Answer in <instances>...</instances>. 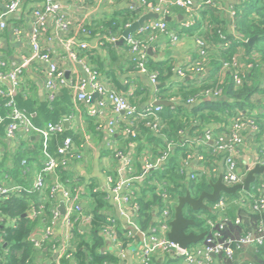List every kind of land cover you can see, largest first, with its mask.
I'll return each instance as SVG.
<instances>
[{
    "label": "crops",
    "instance_id": "0c3cea01",
    "mask_svg": "<svg viewBox=\"0 0 264 264\" xmlns=\"http://www.w3.org/2000/svg\"><path fill=\"white\" fill-rule=\"evenodd\" d=\"M10 1L0 0V12L6 9ZM58 1L63 5V12L73 23L71 30L65 34L64 39L73 38L79 41V43L81 41L87 42L89 44L88 49L81 50L80 48H76L78 57L83 58L85 65L98 71L99 80L102 84L109 89L123 93L127 96L130 103L140 109L152 108L156 106L157 100L163 99L157 95V90L161 86H167L170 83L174 85V89H177L182 84H188L189 82H194L195 84L196 80L205 77L204 73L211 69L213 61L216 62V59L220 61L222 44L220 42L217 43L214 36L211 35L213 28L217 27L221 33H228L242 40L237 34L233 15L236 0H212L218 7V11L215 10L212 14L210 13L212 11L207 12V8H205L207 4H203L202 6L198 4V2L205 0H196L199 8L195 13V18L197 15L198 19L190 26L185 24L187 21L185 11L177 6L171 7L172 12L166 18L169 23V32L154 31L156 39L153 41L149 40L150 34L139 35L148 45V55L154 61H170L173 64L175 72L178 67L187 68L189 64L193 63L199 52L197 38H202L208 46V57L205 61L204 73L188 71L189 74L186 77H180L178 74L173 73L165 81L159 82L160 86L158 87L157 85L154 86L150 82L149 76L135 64L127 44V38H124V31L141 19L144 18L143 25L159 19L157 14L148 12L141 5L142 0ZM40 3L41 0H23L19 16L9 20L8 29L2 33L3 46L0 48V69L8 71L16 65H23L22 74L19 76V84L15 88L13 96L16 92L25 90L26 94L32 96L34 99L45 101L49 98V91L46 86L49 63L35 56L32 48L34 9ZM150 14L153 16H148ZM213 14H215V17ZM114 25L118 26L114 29ZM143 25L131 34L133 35ZM171 33L178 34L179 39L177 42H172ZM111 37H116L117 41L112 42L110 40ZM221 37L223 38L224 36ZM123 38L124 40L121 42ZM39 42L44 51H50L51 61L55 62L59 69L64 72L65 81L73 86L60 87L57 92L60 95L61 91L65 88L71 91L72 102L74 104L70 113L60 121L64 120L65 131L70 130L77 137L74 139L77 146L84 150L83 158L73 160L62 172L61 179L73 191L79 189L80 195L77 194L78 196L75 197V201L88 211L92 209L90 198L92 192L102 191L107 194L105 213L116 219L117 228L125 234V238L129 241L124 244L122 255L117 254L116 249L112 248L109 243L106 244V249H110L111 252H114L119 257L118 264H144L142 245L149 235L150 227L157 224L160 216L157 214V208H155L153 217L149 221L150 227L148 229L144 228L143 223L145 218L138 214L134 198L144 191L145 185L152 186L156 184V181H153L155 179L153 172L161 170L159 160L163 154L159 152L162 146L160 140H163L160 137L163 136L158 131L152 129L153 135H151L153 139L150 138V135L148 137L146 133L142 134L138 139L132 138L131 135L125 133L127 124L125 121H122V114L116 113L111 106H107L102 113L99 112L98 101L102 98L100 94L93 93L91 101L88 103L78 98L77 85L87 76L84 63H80L69 54V48L62 38L56 34L52 24L41 32ZM233 57H236L239 61L240 71L251 75L252 71L256 70V73L259 74L256 78L261 81V91L256 92L251 97L247 110L252 111L253 114L260 117L264 116V60L258 62L259 57L254 55L253 59L255 62L249 63L250 56L244 45L238 46V50ZM229 69L225 68L223 64L219 72V79L221 81L226 79L227 73L230 72ZM10 86L11 84H0V96H8ZM193 99L195 101L190 106L198 105L203 100L211 98L204 91H201V94L196 99ZM171 101L174 104L179 103L177 99H171ZM247 110L239 111L238 114L228 117L227 131L223 130L220 133L219 130L222 125L219 122H210L206 125L203 129L205 130V136L208 130L212 131L211 139L208 140L211 147L215 146V142L220 136L224 135L228 137L230 135L233 119L238 116H244ZM94 112H97V114H93ZM6 119H8L7 116ZM112 120H118L119 123L120 121L122 123L111 126L110 122ZM260 121L264 124V118ZM243 129L245 141L239 147L238 161L240 163V171L245 172L247 171V166H252V163L256 160L258 146L262 144L264 138L262 135L259 136L254 133L246 123H244ZM38 139V134L27 136L23 132H18L15 138L9 139L6 133L2 134L0 132V163L4 159L5 170H14V154L18 150L28 153V156L22 160V165L25 166V170L22 173L23 176L17 175L25 179L31 186L35 183V178L44 162L42 152L41 150L39 151L38 145L40 142ZM196 139L198 141L192 143L186 141L188 143L186 146L178 148L182 152L191 148V167L199 166L201 167L199 171L207 175H213V172V177L215 176L217 180L225 169L223 156L221 154L212 155L209 153H207L208 157L205 156L201 151L209 152V147H206L207 145L201 146V137ZM164 145L166 148L170 147V144L164 143ZM199 145L202 147L201 149L197 147ZM196 150L200 151V153H197ZM127 153L133 155V163L129 171H123L121 154ZM198 154L203 157L202 160L198 159ZM204 158L208 161L206 162ZM181 162L183 163V173L186 174L188 179L189 170L186 168L183 159ZM210 162L213 167L212 165L209 166L208 163ZM147 163H150L152 167L146 169ZM4 167H0V183L8 184L15 182L14 175H4ZM159 183L157 179V184L159 185ZM127 194L130 197L129 201L125 200ZM54 200V206L59 211L63 207L66 212L62 192L55 194ZM173 203L175 204L177 201H173ZM60 213L64 214L61 211ZM202 217L207 218L208 216L204 213ZM260 223L264 225L263 221ZM36 225L35 234L40 237L44 225L40 220ZM85 227V224L79 223L78 225L80 231L84 230ZM249 231L256 233L258 230L255 227ZM234 232L231 234L234 238L241 236ZM54 233L61 243L65 240L66 226L63 221L55 224ZM227 236H230V234ZM202 243H198V246ZM234 249V260L227 258L223 254H217L213 256L215 263L225 264L232 260V262L234 261L238 264H264V246L260 251L255 245H245L241 248L235 247ZM55 252L52 250L49 251L48 255L39 254L35 262L37 264H51L57 258ZM181 260L160 249L154 252L149 264H183ZM198 260L201 261L203 258L199 257Z\"/></svg>",
    "mask_w": 264,
    "mask_h": 264
},
{
    "label": "trees",
    "instance_id": "16d2710c",
    "mask_svg": "<svg viewBox=\"0 0 264 264\" xmlns=\"http://www.w3.org/2000/svg\"><path fill=\"white\" fill-rule=\"evenodd\" d=\"M234 20L237 30V34L242 38L239 40L228 33H221L219 28H213L211 35L214 36L216 42L222 44V54L220 61L216 59L213 61L211 69L205 71L203 78L196 80V83L189 82L188 84H182L177 89H174L173 84L168 83L167 86H161L157 90V95L163 100L171 101V99H177L179 103L162 106V110L159 112V131L163 137L160 140L162 143L159 153H168L167 161L161 165V170L153 172V181L156 184L145 185L144 191L136 195L134 201L137 204L138 214L145 218L143 226L148 229L150 227L149 221L153 217V212L157 208V214L160 216L162 210L165 207L166 199L163 198V194H167L169 200L176 202L178 196L185 195L189 191L193 196L197 197L204 191H211V182L216 181L215 176L207 175L202 171H198L194 178L186 177L183 173V163L181 160L188 159V155L192 152V149L180 151V146H186L189 143L198 141L196 138L201 137V140L205 139L206 125L210 122H219L222 127L220 133L224 130L227 131V119L239 113V111H246L250 105L251 97L261 91V81L256 78L259 74L256 70L252 71L249 75L247 72L240 71V76L243 79V83L238 86L235 84L233 69H229L226 79L221 81L219 79V72L221 71L225 62L231 61L233 55L237 52L239 45H244L247 49V53L250 56L249 63L255 62L254 55L259 57L258 62L264 60V0H236L234 3ZM207 12L211 14L214 11H218V7L208 3L205 5ZM137 14V12H135ZM215 17V14H213ZM131 18V16L129 15ZM129 18V19H130ZM198 17L196 15L195 22ZM218 20V19H217ZM194 22V23H195ZM169 24V23H168ZM118 25H114L115 29ZM224 34V35H223ZM221 36H224L223 38ZM256 36V41L253 45L248 43L250 37ZM199 58L197 54L195 61ZM146 66L149 70L158 72V84L165 81L174 72L173 64L170 61H154L148 55V61ZM189 72H187V75ZM187 79V78H186ZM184 79L185 81H188ZM217 87L222 88V93L217 98L210 97L211 99L203 100L198 105L190 106L188 101L192 98H197L201 91L208 89H215ZM263 90V89H262ZM14 101L17 107L24 110L31 118L33 124L37 128H44L48 123H58L64 116L68 115L73 108L72 93L66 88L61 91L60 95H56L52 100L49 98L45 101H38L32 96L26 94L25 90H21L14 94ZM9 96H0V115L5 117L4 122L0 124V132L6 133V127L10 123V119H6L9 114L10 108L6 106L9 101ZM195 101V100H194ZM243 122L246 119H254L257 125L261 129V133L264 132V124L260 121L264 116L255 115L252 111L247 110L244 114ZM152 119L150 117L139 120L137 125V137L138 139L142 134H145L153 139V131L148 124ZM140 133V134H139ZM257 133V135H261ZM37 134V133H33ZM152 134V135H151ZM39 136V151L42 152L43 138ZM160 136V135H159ZM199 136V137H198ZM77 137L70 132V130L64 131L62 134L51 135L49 142V150L54 153L59 145L63 143L65 138ZM188 137V138H186ZM156 139V138H155ZM166 139V140H165ZM165 140V141H164ZM75 141V140H74ZM164 143L170 144V147L166 148ZM186 143V144H185ZM167 145V146H168ZM209 152H203L208 157L207 153L214 154V147H211L208 142L207 146ZM200 147L199 149H201ZM197 149V150H199ZM263 149V148H262ZM200 153V151H197ZM215 155V154H214ZM28 156V153L19 151L14 154V170H5V160L0 163V167H4V175H14L15 182L11 184H21L26 188V191L21 193H14L8 197L0 195V215L2 221H0V255L2 257L3 264H37L35 260L38 255H48L49 251L53 248L52 243L47 244V250L44 247L41 250H37L33 243L29 240V237L36 228V224L40 219H31L27 212L33 205L37 206L38 202L42 199L39 196L38 191H32L31 184L27 183L25 179L20 178L23 176L25 166L22 165V160ZM184 157V158H183ZM206 157V158H207ZM28 158V157H27ZM30 159V158H29ZM31 160V159H30ZM206 161V160H205ZM209 166L212 163H208ZM215 166V165H214ZM213 167V165H212ZM213 169V168H212ZM61 171V176H62ZM18 174V175H17ZM264 175L257 176V180L251 185L248 191H239L233 194H223L225 198V208L222 210L225 216L230 219H236L239 217L242 222L236 224L232 222L226 229L225 234L237 233L243 235L253 228H258L261 221L264 223V210L260 212H254L249 205V201L246 203L240 202L239 198L245 193H257L258 188L264 183ZM157 179L159 185L157 184ZM6 182V181H5ZM17 182V183H16ZM50 188L47 189V198L45 199L48 207H54L55 195H51ZM76 196L80 195L79 189L73 192ZM150 193V195H148ZM78 194V195H77ZM92 201V209L88 211L82 206V212L84 214L91 215L89 223L85 224L84 230H79L77 221L74 225L73 236L69 239L68 255H61L53 262L55 264H118L119 257L111 252L110 249H106V240L100 234L101 230L109 225L108 214L105 213L107 208V194L102 191L92 192L90 195ZM216 202L210 204V210H201L198 212L193 211L189 206L185 207V216L195 220V224L189 228L190 231L201 233L206 231L208 233L207 219H215V211L212 209ZM176 206V203L174 204ZM173 206L172 216L174 215ZM207 214L206 217H202L203 214ZM26 216H23V215ZM78 214L73 215L75 218ZM52 218L50 210H46L42 216V223H49ZM160 219V218H159ZM9 220H15L12 224ZM158 223V222H157ZM151 228V227H150ZM117 238L121 239L124 244L129 241L125 238V234L117 228ZM193 245L189 246L192 247ZM264 245L256 246L260 251ZM71 254V255H70ZM233 259V258H232ZM234 260V259H233ZM225 264H238L236 262H227Z\"/></svg>",
    "mask_w": 264,
    "mask_h": 264
},
{
    "label": "built area",
    "instance_id": "2783aa9c",
    "mask_svg": "<svg viewBox=\"0 0 264 264\" xmlns=\"http://www.w3.org/2000/svg\"><path fill=\"white\" fill-rule=\"evenodd\" d=\"M23 0H11L4 11L0 12V48L3 46V35L2 33L8 29L9 20L11 18L19 16L22 8ZM213 4L212 0H205L198 2L199 5L203 4ZM141 5L146 8L148 12L155 13L159 16V19L153 22L145 23L137 32L133 35L131 34L127 38V44L129 50L132 53L133 61L138 67L145 72L150 79V82L156 86L158 85V72L149 70L146 66L148 61L147 43L139 37L140 34H150L149 40L153 41L156 39L154 31L169 32V24L166 17L172 12L171 7L177 6L185 11L187 16V21L185 24L190 26L195 21V13L198 10L196 0H142ZM234 15V14H233ZM50 24L53 25L56 34L62 38L63 42L66 43L69 48V54L77 59L80 63H84L83 58L78 57L76 48L81 50H86L89 48L87 42H80L73 38L64 39L65 34L69 32L73 26L71 19L63 12V5L58 0H41L38 7L34 9V27L32 31V48L35 52V56L49 63V69L47 71L46 86L49 91V99L52 100L60 87L71 86L65 81L64 72L59 69L55 62L51 61L50 51H44L39 39L41 32H43ZM172 42H177L179 39L178 34L171 33ZM112 42H116V37H111ZM248 41V40H247ZM197 44L199 46V58L193 63L189 64L187 68L178 67L176 69L177 74L180 77H186L187 72L191 71L194 73H202L204 71L205 61L208 57V46L205 40L202 38H197ZM3 65V64H2ZM85 71L87 76L80 81L77 85L78 88V98L85 102H90L93 93H98L101 95V99L98 101L99 112L102 113L107 106H111L112 109L118 113L122 114V121H125L126 130L125 133L131 135V137H136L138 134L136 123L139 120L146 119L150 117L152 121L148 124L151 129L159 131V112L162 110V105H156L148 109H140L137 106L130 103L127 96L123 93L117 92L115 90L109 89L99 80V73L96 69L88 67L85 65ZM225 68H232L234 72L235 84L240 86L243 83V79L240 76L239 61L236 57H233L231 61L224 63ZM23 65H16L8 71L0 69V84H11L8 90L9 101L6 106L10 108L7 118L10 119V123L6 127V136L9 139L15 138L18 132H23L27 136L37 133L43 138L42 155L44 157L43 166L38 171L35 178V183L32 186V191H38L39 196L42 197L38 205H33L31 209L27 212L29 217L33 220L42 218L46 210H50L52 213V218L49 223L44 222V228L41 232V236L35 234V230L29 237V240L33 243L37 250H41L47 246L48 243H52L53 248L51 251H56L57 258L61 255L69 254V239L73 236L74 225L77 221L80 224H87L91 219V215L84 214L82 212V205L76 203L75 197H77L71 189L70 186H66L61 179V171L65 170L68 165L73 160H80L83 158L84 150L79 148L72 137H67L61 145H59L54 153L49 150V142L51 135L62 134L65 131L64 120L58 123H48L44 128H37L30 116L24 111L17 107L13 92L19 84V76L22 74ZM208 97L217 98L221 95L222 89L217 87L215 89H208L205 91ZM194 99L188 101L189 104H193ZM93 114H97L94 112ZM4 117L0 116V123L4 121ZM244 116H238L233 119L230 128V135L225 137L220 136L215 142L214 154H221L224 159L225 169L222 173L224 182L229 185H236L243 181L244 176L247 171L254 165L261 164L264 165V141L260 146H258V152L256 154V160L252 163V166H247V171L242 172L239 168L238 153L239 147L244 144L245 136L243 133V125L246 123L249 125L254 133H261L260 127L257 125L254 119H246L243 122ZM119 123L118 120H112L110 122L111 126H116ZM122 122L120 121L119 124ZM212 131H207L205 139L201 140L200 143L203 145L208 144V140L211 139ZM264 138V132L261 133ZM197 147H200L197 146ZM263 148V149H262ZM123 171H129L133 163V155L130 153L121 154ZM198 159L202 160L203 157L198 154ZM168 153L161 156L159 163L164 164L167 161ZM192 154L188 155V159L185 160V166L189 170V177L194 178L195 174L201 169L199 166L191 167ZM152 167L150 163L146 164V169ZM121 171V173H123ZM50 187H49V185ZM50 188L51 195H55L58 192H62L64 196V202L66 206V212L61 214L57 207H48L46 198L47 189ZM21 191H26V188L21 184H5L0 183V195L3 197H8L14 193H21ZM163 198L166 199L165 207L162 210L160 219L158 223L150 228L149 235L142 245L143 253V263L149 264L150 259L155 251L163 250L166 253L171 254L173 257L182 259L183 264H216L213 256L217 254H223L227 258L232 259L235 256V247L241 248L245 245H264V225L260 223L257 228V232H247L238 238L233 236H227L225 234L226 229L229 225L234 222L240 224L242 220L237 217L236 219H230V217L225 216L222 210L225 208V198L222 196L212 209L215 211V219H207L208 233L203 239V243L197 244L193 248H181L178 244L174 243L168 238V232L170 231V222L173 219L172 210L174 203L173 201H168L169 198L167 194H163ZM130 197H125L126 201H129ZM240 202L246 203L249 201L250 208L254 212H260L264 210V183L258 188L257 193L245 192L240 198ZM78 214L75 218L73 215ZM2 216L0 215V221H2ZM59 221H63L66 226V237L61 243L57 237H55L54 226ZM109 225L103 228L100 234L105 238L106 242L116 249L117 254L122 255L124 250V242L117 238V225L116 219L109 216ZM12 224L15 220H9ZM131 236V234H130ZM47 249V247L45 248ZM71 255V254H70ZM202 257L203 260L199 261L198 258ZM0 264H3L2 257L0 255ZM55 264V263H51Z\"/></svg>",
    "mask_w": 264,
    "mask_h": 264
},
{
    "label": "water",
    "instance_id": "95a60500",
    "mask_svg": "<svg viewBox=\"0 0 264 264\" xmlns=\"http://www.w3.org/2000/svg\"><path fill=\"white\" fill-rule=\"evenodd\" d=\"M151 15L152 14L148 16ZM143 23L144 18L126 29L124 31V38H128L129 35L136 31L141 25H143ZM124 38L121 40V42H123ZM256 38V36L251 37L248 40V43L252 45ZM157 86L159 87L160 84ZM156 105L170 106L174 105V103L172 101L159 99L156 101ZM259 175H264V165L257 163L247 171L241 183L229 186L224 182L223 175L220 174L216 181H212L210 183L212 187L211 191L204 190L197 197L193 196L189 191H187L185 195L178 196L173 219L170 222L168 238L184 249L191 245H196L202 242L207 235V232L203 231L201 233H196L189 230V228L195 224V220L185 216V207L189 206L195 212L201 210H210V204L217 202L223 196V194H233L239 191H248L251 185L257 180V176ZM60 211L62 213L65 212L63 207L60 208ZM23 216L26 215L24 214ZM55 256H57V253Z\"/></svg>",
    "mask_w": 264,
    "mask_h": 264
},
{
    "label": "rangeland",
    "instance_id": "374dc122",
    "mask_svg": "<svg viewBox=\"0 0 264 264\" xmlns=\"http://www.w3.org/2000/svg\"><path fill=\"white\" fill-rule=\"evenodd\" d=\"M216 155V154H215ZM212 156V155H211ZM205 159V158H204ZM208 159V158H207ZM206 160V159H205ZM208 160H206V162H207Z\"/></svg>",
    "mask_w": 264,
    "mask_h": 264
}]
</instances>
